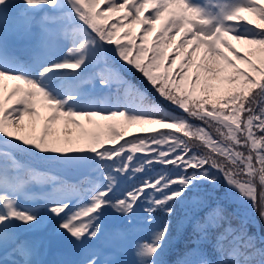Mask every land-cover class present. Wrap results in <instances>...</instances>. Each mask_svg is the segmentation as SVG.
Returning <instances> with one entry per match:
<instances>
[{
	"label": "snow or ice",
	"instance_id": "obj_1",
	"mask_svg": "<svg viewBox=\"0 0 264 264\" xmlns=\"http://www.w3.org/2000/svg\"><path fill=\"white\" fill-rule=\"evenodd\" d=\"M177 204L175 264H264V0H0V264H165Z\"/></svg>",
	"mask_w": 264,
	"mask_h": 264
},
{
	"label": "trees",
	"instance_id": "obj_2",
	"mask_svg": "<svg viewBox=\"0 0 264 264\" xmlns=\"http://www.w3.org/2000/svg\"><path fill=\"white\" fill-rule=\"evenodd\" d=\"M129 78L133 80V82L139 84L141 87H143L146 91L149 92L150 95L153 96V98H156V94L151 90L150 85L147 83V81L142 77V74H140L138 71L129 72L127 73ZM122 142V141H121ZM204 149H201L203 151ZM141 155V154H137ZM163 169V166L161 165H155L153 170L149 172L150 175H155L157 172H160ZM169 170H171V166H169ZM54 172L60 174L65 179L69 181H75L78 180L82 175H90L97 179H102L101 173L97 170L96 166H92L87 169H67V168H54ZM131 176V174H129ZM143 174L137 173L135 175V178H129V177H122L120 180H122L124 184V188H131L134 185H138L143 179ZM259 189V188H258ZM148 205L146 203L141 204L139 210L140 214V221H146V213L143 211L145 207ZM178 209L177 217H172V227H171V234L169 237L168 244L165 248L164 253L162 254V260L165 262V264H175L176 259L178 258L179 254L183 251L187 240H186V234L183 232H178L176 227V221L179 216H182L185 212V210L189 206H185L184 208L181 207V205L177 204L175 206ZM154 218L156 223L155 224H147L144 228L145 233L150 230L151 228H154L158 226L159 224L163 223L167 217L164 216V214L157 210L154 214ZM255 219L259 221V215L258 213L255 215ZM260 228H262V222H260ZM253 231H256L257 229H252Z\"/></svg>",
	"mask_w": 264,
	"mask_h": 264
},
{
	"label": "rangeland",
	"instance_id": "obj_3",
	"mask_svg": "<svg viewBox=\"0 0 264 264\" xmlns=\"http://www.w3.org/2000/svg\"><path fill=\"white\" fill-rule=\"evenodd\" d=\"M135 126V125H133ZM137 127H141V126H137ZM147 127V126H145ZM138 130H135L134 132H137ZM124 191V188L121 187V184L119 183V187L116 190V194L120 195L122 192ZM259 192V189H258ZM42 203V202H41ZM115 214H113L111 212V210L109 211L108 214H106L105 218H104V225L107 228V224L113 220ZM139 217V213L137 212V219ZM145 225V223H140V226L142 228H144L143 226ZM262 228L264 230V221H262ZM51 231V225L46 226L45 229H42L40 232L37 233V235H46L48 232ZM54 238L57 240V242L59 243V247L58 248H53L50 251V255L49 258L50 259H76V249L77 246L75 245V243L67 236H54ZM124 259H132L131 254L129 253L126 257H122Z\"/></svg>",
	"mask_w": 264,
	"mask_h": 264
},
{
	"label": "bare ground",
	"instance_id": "obj_4",
	"mask_svg": "<svg viewBox=\"0 0 264 264\" xmlns=\"http://www.w3.org/2000/svg\"><path fill=\"white\" fill-rule=\"evenodd\" d=\"M135 130H139V127H137V126H131L130 131L134 132Z\"/></svg>",
	"mask_w": 264,
	"mask_h": 264
}]
</instances>
